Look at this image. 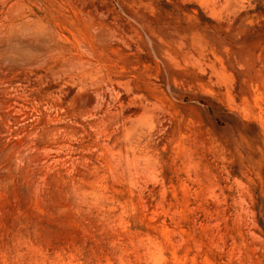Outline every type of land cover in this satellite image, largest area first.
<instances>
[{
    "label": "rangeland",
    "instance_id": "obj_1",
    "mask_svg": "<svg viewBox=\"0 0 264 264\" xmlns=\"http://www.w3.org/2000/svg\"><path fill=\"white\" fill-rule=\"evenodd\" d=\"M0 264H264V0H0Z\"/></svg>",
    "mask_w": 264,
    "mask_h": 264
}]
</instances>
